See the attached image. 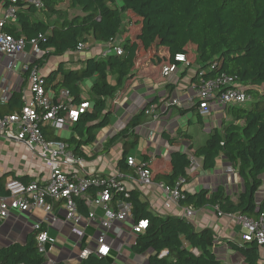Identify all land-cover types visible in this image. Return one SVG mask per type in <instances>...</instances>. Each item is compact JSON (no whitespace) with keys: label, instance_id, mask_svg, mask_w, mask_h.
Here are the masks:
<instances>
[{"label":"trees","instance_id":"obj_1","mask_svg":"<svg viewBox=\"0 0 264 264\" xmlns=\"http://www.w3.org/2000/svg\"><path fill=\"white\" fill-rule=\"evenodd\" d=\"M40 11L41 19H33L34 8L18 13V26L5 29L15 37L27 41L42 35L39 49L43 55L28 64L23 73L24 82L33 68H40L51 58L77 52L80 43L99 44L115 40L122 32L123 14L132 15L138 30L132 40L122 42L123 54L118 57L99 58L90 56L83 60L84 67L64 70L62 62L44 77L47 89L54 94L66 90L73 103L82 102V85L93 80L88 91L89 109L85 111L72 128L75 136L62 139L49 132L48 138L61 140L83 157L81 146L92 145L97 132L109 126L113 109L109 100L126 90L127 81L134 76L140 50L154 52L160 64L166 56L171 63L175 55H186L188 66L181 78L191 69L202 74L204 79L218 75L232 77L244 85L250 101L225 109L227 121L220 129L214 128L201 145H188L189 157L198 159L202 169L215 168L218 158H224L237 173L243 184V191L231 199L223 188L210 192L200 189L195 193L181 191L180 206L200 209L213 207L218 215H238L251 219H264V196L259 204L255 194L264 184V0H44ZM79 14L73 15L72 12ZM194 48L191 56L189 48ZM153 59V58H152ZM216 63L214 71L209 70ZM258 64L262 65L257 72ZM114 83L110 84L109 79ZM188 84H197V76L190 77ZM177 87L167 86L168 95ZM20 92H13L5 104H0V117L18 113L23 107ZM164 98L156 97L134 116L126 126L109 138L103 145L108 152L114 146H121V155L116 163L120 173L132 170L126 164L130 150L137 146L139 137L135 129L146 121L145 111L149 104L159 105ZM190 111H195L191 107ZM199 124L203 121L196 115ZM182 133V134H181ZM162 137L171 144L178 139L190 140L186 132ZM77 137V139H75ZM147 162V159L143 160ZM149 168V165L147 166ZM189 159H178L174 153L169 156V172L158 174L153 181L175 187L180 180H187ZM103 178L104 175L96 176ZM14 180L27 183V177ZM7 183V182H6ZM0 178V195H6L5 184ZM101 187H93L92 194ZM112 200H123L130 204L132 223L147 221L144 231L137 234L131 251L134 254L149 253L147 264H223L212 251L215 235L210 229L197 232L194 227L176 216L153 214L149 204L141 198L138 190L113 191ZM78 211L87 215L89 208L84 198L76 199ZM44 229V228H42ZM33 231L23 244L12 243L0 248V264H45L46 259L36 249ZM232 250L239 252L245 264H261L259 247L255 242L229 243ZM53 264H63L53 263ZM77 264H112L111 259L93 255Z\"/></svg>","mask_w":264,"mask_h":264},{"label":"built area","instance_id":"obj_2","mask_svg":"<svg viewBox=\"0 0 264 264\" xmlns=\"http://www.w3.org/2000/svg\"><path fill=\"white\" fill-rule=\"evenodd\" d=\"M44 0H0V53L15 59L22 54L27 45L33 53L43 52L39 49L40 40L45 39L42 35L25 40L21 37L5 32L8 25L17 24L18 13L28 8H34L37 12L44 9ZM13 24V25H12ZM117 39V38H116ZM115 40L100 44L98 50L92 56L99 58L118 57L123 54V49ZM96 42L80 43L76 53H93ZM97 49V48H95ZM94 49V52H95ZM171 63L168 56L158 64L161 78L169 80L188 66L186 55H175ZM15 64L9 70L14 69ZM182 68V69H181ZM216 63L209 70L214 71ZM26 69V68H24ZM37 68L31 70L28 80L29 97L22 96L25 106L18 114H11L0 118V138L12 139L23 143L33 154L43 160L48 169V179L45 182L31 181L23 183L18 180H10L5 184L6 195H0V223L8 219L12 211L29 212L33 209L40 210L44 218L41 223L33 226L37 252L46 254V246L54 243L45 226L50 225L56 218V208L64 211V218L70 224V234L82 244L86 235V228L90 225L97 231V236L91 239L95 243L94 249L87 244L80 246L78 258L85 259L90 255L104 258L110 253V245L107 242L108 233L112 231L116 223L125 224L132 221L130 204L123 200H112L113 191L124 192L129 190L122 173L114 176L96 178L101 174L95 171L87 172L86 160L76 155L68 144L61 140H49L44 135L43 129H49L57 134L67 131L74 126L80 116L89 109L88 96L82 85V102L73 103L66 90L54 94L47 89L44 77L38 73ZM197 76V84H189L191 91L184 103L187 108L195 107L190 111L201 120H208L210 109L215 104L224 107L245 104L250 101L244 85L226 75H218L215 78L204 79L202 74L194 72ZM173 84L174 82H167ZM175 93L182 91L177 87ZM23 95V93H22ZM159 105L149 104L145 111L146 117L157 120L160 117ZM172 107V108H171ZM183 102L176 97L170 104H166L164 110L183 108ZM188 113V112H187ZM185 115V114H184ZM226 116V115H224ZM189 120V119H188ZM190 166L196 165V160L189 157ZM126 164L132 170L130 179L140 186L153 184V175L147 167L149 162L137 161L132 155L126 157ZM232 168H227L226 173H232ZM184 180H180L173 188L158 184L160 190L166 195L168 204L181 209L182 216L189 219L193 216L191 207H181L178 203L183 190ZM93 187H101L98 191L89 194ZM84 198L85 205L89 208L87 215L78 211L76 199ZM101 215L97 216L96 211ZM238 223L242 228L240 236L241 244L255 242L259 249H264V219H251L237 215ZM83 223L85 224L83 226ZM147 221L132 223L130 229L132 235L140 234L145 230ZM44 228V229H42ZM260 260V259H259ZM264 264V258L260 260Z\"/></svg>","mask_w":264,"mask_h":264},{"label":"crops","instance_id":"obj_3","mask_svg":"<svg viewBox=\"0 0 264 264\" xmlns=\"http://www.w3.org/2000/svg\"><path fill=\"white\" fill-rule=\"evenodd\" d=\"M25 11L26 10H23L21 12H25ZM17 26H18V20H17V24L13 26L8 25L5 29L14 30V28H16ZM21 38L24 37L21 36ZM95 45H97L96 46L97 49H95V52L93 51V53L90 54L83 53L80 59H86L87 57H90L93 54H95L96 51L98 50V47H100L98 46L100 44L95 43ZM27 48H29L28 45L25 47V50ZM74 54L67 53V55H74ZM30 56L29 54H26V52H23L22 54L17 56L15 61V59H12L0 53V104H5L9 96L13 92H20L21 100L23 102V107L25 106V101L23 100L24 98H22V96H27V97L30 96L28 92L29 76H28V80L24 82L23 73L24 71H26L28 64H30L31 62ZM13 63L15 64L14 69L9 70L10 67L13 65ZM42 67H44V65ZM54 68H56V65L53 66L52 69ZM52 69H50L49 71H51ZM49 71L44 72V74L42 73L43 74L42 76H46L49 73ZM134 79L135 78L133 79L130 78L127 81L128 84H130L131 82L133 83L130 86H127L128 91L125 90L123 93V99L124 101L126 100L128 109H131V107H133V102L131 101V98L133 96H136L135 99L137 100L140 99L139 97L144 96L143 100L146 101V102L144 101L145 104L151 102L156 97L162 98L161 91H157V94L154 91L156 89L155 86H153L151 92H148L147 89L144 88L143 90L137 91L138 94H135V92L133 91L134 87L136 86ZM87 82H91L92 84L93 80ZM181 83H182L181 87L180 86L178 87V89L182 91L181 94H185V97L187 95H190L192 90L190 89L188 82L185 83V81H181ZM174 89L172 90L173 92L175 91ZM84 91L88 96V91L85 88ZM166 91H167V98H169L170 94L168 95V90ZM189 109L190 108L184 106L183 108H173L170 112L169 110L168 111L164 110L160 114V116L164 115L168 118H174V120L176 119V121L178 122L181 116H183L187 112H190ZM18 113H13V114H18ZM125 114L126 111L123 108H119L116 111V113L112 115L109 126H113L112 122L114 118H117L118 120V118L123 117ZM191 114L194 116L193 113ZM189 122L190 119L187 120L185 123H189ZM74 126H72V128ZM109 126L106 127L107 130L110 129ZM72 128H70L69 130H72ZM103 130L104 129L97 132L96 140L92 145L81 146L79 148V151L83 154V158L86 160L87 172L95 171L96 174L99 175L101 174L104 176H114L119 172L116 169L117 161L116 163H112L109 160V165H104L103 163L104 159L102 157V153H108L111 151V150L108 152L103 151V145L108 140V138L102 139ZM43 132L47 139H49L48 138L49 132H52L54 133V135L60 137L59 133L57 134L56 132L50 131L49 129L44 128ZM162 133H167V132L163 131ZM162 133L160 135L161 138L158 144L152 143L147 150H141L139 152L137 151L136 153H134L135 155L140 154L141 156V160L136 159L137 161H142L144 159H147V162H149V169L153 177L158 174L169 172V163H166L165 159L168 158V156H170L171 153H174L178 159H185V158L189 159V154L186 153L185 148L180 146V143L184 139H178L176 141H173L171 144L168 143L167 145H163ZM175 133H178V130H176ZM167 134L170 137L176 136L173 133L170 134L167 133ZM73 136H75L74 133L70 137ZM75 139H77V137H75ZM116 146H118L121 150L120 145H116ZM137 148L138 145L136 149ZM159 149L163 150L162 155H158ZM37 153H39V150H37L36 154H33L21 142L7 138H0V178L2 179V181L6 183L10 180H14L15 178L27 177L30 180L29 182L31 181H36L41 183L45 182L48 179V175H49L48 169L45 163L43 162V160L37 155ZM128 155H132V154L129 152ZM229 166L230 164L222 157L218 158L215 168L210 171L203 170L201 166V162L200 164H196L195 167H197L198 173L194 174V176L188 175V179L184 181L183 190L184 191L186 190L188 193L192 194L199 191L200 189H207L210 192H213L217 188H223L225 190V193L231 199H233L234 198L233 196H236L237 192L242 190V185L238 180V178L237 180L236 179L234 180V178H232L231 176L232 174L237 175V173L234 170L231 174L229 173V175L226 173L227 168H232L231 166L230 167ZM122 175L124 176L123 182L126 184V186L129 189H135L140 192L141 198L149 204L150 210L153 214H157L161 216H176L183 218L184 220L189 222L197 232L205 228L210 229L215 235V244L212 247V251L217 256V258L221 260L223 264H245L243 256L239 252L232 250L229 245L230 242H233L235 244H241L240 236L243 231L240 224L238 223L237 215L220 216L218 215L215 208L203 207L200 209L191 208L193 216L189 219H186L182 216V212L180 208L174 207L172 205L170 206L168 204L166 200V195L163 194V192L160 190L158 186V184L161 183H157L153 181L152 185L140 186L132 182V180L129 178L130 172H125ZM185 184H187L186 187ZM96 213L97 216L101 215L100 211L98 210L96 211ZM54 215L56 216L55 220L51 222L50 225L45 226L48 236L52 240H54V243L48 244L46 246V254L44 255L46 259L45 264H53L59 262L63 264H77L81 260L78 258L80 246L81 245L83 246L84 244L89 245L91 242L89 243L88 237L92 238V236H94L97 233V231L94 229L92 225L88 226L85 230L86 232L85 238L82 240L81 242L82 244H80L78 240H76L73 236L70 235L69 233L70 224L65 220L63 210L59 207L56 208ZM43 218H44L43 213L40 210H36V209H33L26 213L12 211L10 213L9 218L0 223V248L12 243L23 244L25 242L27 235L33 232L32 230L33 226L36 223H41ZM84 225L85 224L83 223V226ZM123 231H124L123 224L116 223L114 225V228L111 231L112 236L114 237H112L111 239V233L109 234L110 237L109 244L111 249L107 258L111 259L112 264H147V258L149 254L148 252L137 255L132 253L131 251V245L133 243L131 244L130 241L132 238L135 239L136 235H132L131 232L127 233L126 235L123 234ZM91 241L93 240L91 239ZM129 244L131 245L129 246ZM263 258H264V249L261 248L259 249V259L262 260ZM260 263L263 264L261 261Z\"/></svg>","mask_w":264,"mask_h":264},{"label":"rangeland","instance_id":"obj_4","mask_svg":"<svg viewBox=\"0 0 264 264\" xmlns=\"http://www.w3.org/2000/svg\"><path fill=\"white\" fill-rule=\"evenodd\" d=\"M72 13H73V15L79 14L78 11H75ZM32 17H33V19H37V18L41 19V15L39 12L32 14ZM137 30H138V25L135 23V20L132 17V15L128 12L124 13L123 14L122 32L117 37L116 42L119 45H121L122 42H128V41L132 40V38L134 37ZM28 47L29 48H27L24 52H26V54H29V56L31 55L30 56L31 62L34 61L35 59L39 58L40 56H42V53H40V54L33 53L31 48H30V45H28ZM95 48H93V51ZM189 51H190L189 53H191V56H193L194 48L193 47L189 48ZM153 53L154 52H150V51H147L145 49L140 50V56H139L140 60L136 64L134 76L131 77V79L135 78L134 82L136 83L135 84L136 86L134 87L133 91L135 92V94H138L137 91L143 90L144 88H146L148 92H151L153 86H155L156 89L154 91L156 92V94H157V91H161L162 92L161 96H162V98L165 99L164 102L160 105V108H161L160 112L161 113L164 111L166 104H170L171 101L173 99H175L176 97H179L180 101L183 102V106L187 105L188 103H184L185 102L184 101L185 94L179 95V94L172 91L170 93L169 98H167V91H166L168 89L167 86L171 85L167 82H174V83H176L177 88L179 86L181 87V85H182L181 81H185V83L189 82L190 77L192 78V76L196 70L191 69L184 78H181L180 75L182 74V71L184 70L183 69V70L179 71L178 74H176L175 76L170 78L169 80H165V79L161 78V75L159 72L160 68H158L156 66V64L159 61L158 56L153 57V55H154ZM78 57H79V59H78ZM81 57H82V53H76L74 55H67L66 54V55L61 56L60 58H54L53 57V58H51V60H49L50 62H47V64H45L44 67H41L38 70V73L40 75H43L44 72L49 71L50 69L53 68V66L57 65L60 62H62V66H63L64 70L82 69L84 67V62H83L84 59H80ZM257 68H258L257 72H260L262 69V65L258 64ZM109 83L110 84L114 83L113 78L109 79ZM132 83L133 82H131L130 84L126 83V91H128L127 86H130ZM90 84H91V82H85L83 84L84 88L87 91H89ZM85 85L87 88L85 87ZM123 93H124V91L119 92L113 99L109 100L108 103H109V107H111L114 111L113 114H115L119 108H123L126 111V114L123 117L118 118V120H117V118L113 119V122H112L113 126H109L110 127L109 130H107V128H106L102 131V139H104V138L109 139L113 135H115L116 133L121 131L126 126L128 121L130 120V118L132 116H134L135 114H137L145 105L146 101L143 100L144 96L139 97L140 99H138V100L135 99L136 96H133L131 98V101L133 102V107H131V109H128L127 104H126L127 102H126V100L124 101V99H123ZM224 115H225L224 114V107L215 104L210 109V116L208 117V120H205L204 123H202V124H199L196 116L195 115L193 116L190 112L181 116L178 120L179 123L176 121V119L174 120V118H168L164 115H161L157 120H152L151 117H147L144 124H142L141 126H139L135 129V133L139 137V143L137 144L138 148L136 149L137 146H135V148H132L130 150V153L137 160H141L140 154L135 155L134 153H136L137 151L139 152L141 150H147L151 146L152 143L158 144V142L160 141V138H161L160 135L163 131H166L169 134L173 133L174 135H176L177 133H175V132H176V130H178L179 134L181 132H186L191 136L190 140L184 139L180 143V146L184 147L186 150V153L189 154L188 145H189L190 141L194 145L203 144L205 142V140L209 137V134L211 133V131L214 128L220 129V127L222 126V123L223 122L225 123L227 121L228 117L224 116ZM188 119H190V122L185 123ZM72 134H73V130L61 131L59 133V135L62 139H68ZM162 143H163V145L168 144V142L164 138L162 139ZM162 151H163L162 149H159L158 155H162ZM120 152H121L120 148L118 146H114L110 152L102 153V157L104 159V161H103L104 165H109V160L112 163H116V161L120 155ZM165 162L169 163V156H168V158L165 159ZM196 164H200V160L196 159ZM187 172H188L189 176H192V175L194 176V174L198 173V169L195 166H190L188 168ZM227 174L229 175V173H227ZM231 176H232V178H234V180L235 179L237 180V178H238V180L240 181V183L242 185V190L237 192V194H239L240 192L243 191L242 181L239 178V176L236 174H232ZM261 179L264 181V174L261 176ZM186 186H187V184H185V187ZM263 196H264V184L258 189V191L255 194L256 204H259V202L262 200ZM233 197L235 198L236 196H233ZM63 214H64V211H63ZM131 225H132V221H130V220L126 221V223L123 224V230H124L123 234L127 235V233H129L131 231V229H130ZM69 233H70V231H69ZM110 233L111 232H109L108 236H107L108 244L110 241L109 240V238H110L109 234ZM96 236H97V233L92 237H96ZM112 237H114V236H112V233H111V239H112ZM88 240H89V243L91 242L90 244L88 243L89 244L88 247L91 249H94L95 243L93 241H91V237H88ZM133 240H134V238L131 239V241H130L131 244L134 242ZM131 244H129V246Z\"/></svg>","mask_w":264,"mask_h":264}]
</instances>
